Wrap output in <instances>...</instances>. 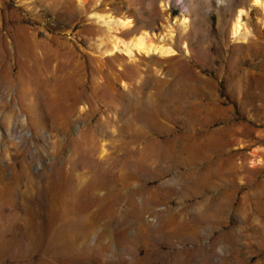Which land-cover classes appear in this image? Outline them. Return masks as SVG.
I'll list each match as a JSON object with an SVG mask.
<instances>
[{
  "label": "rangeland",
  "instance_id": "obj_1",
  "mask_svg": "<svg viewBox=\"0 0 264 264\" xmlns=\"http://www.w3.org/2000/svg\"><path fill=\"white\" fill-rule=\"evenodd\" d=\"M263 17L0 0V264H264ZM141 32L174 52L104 53Z\"/></svg>",
  "mask_w": 264,
  "mask_h": 264
},
{
  "label": "bare ground",
  "instance_id": "obj_2",
  "mask_svg": "<svg viewBox=\"0 0 264 264\" xmlns=\"http://www.w3.org/2000/svg\"><path fill=\"white\" fill-rule=\"evenodd\" d=\"M251 3L260 9H262L264 13V0H251ZM163 6L165 9H167L168 5L166 3H163ZM245 13V10L243 8L238 9L231 25H230V36L237 41L244 40V38L247 35V29L245 28V22L243 21V14ZM94 16L101 19L104 23H114L115 27H121V28H129L132 26V21L129 18H122V17H112L109 13H95ZM174 24H179L182 30H186L189 27L190 19L186 15H182L179 17H174ZM110 24V25H111ZM261 24L264 27V17L261 19ZM172 25H167V32L168 35H173V28ZM174 27V26H173ZM147 33H139L135 35V37L131 38L128 42L121 41L116 35H113L110 39V42H112V48L110 50H105L104 53H111L114 49H118L119 43H122L124 45V49L129 52L131 49H136L139 52L144 53H158L160 55H169L174 52V50L167 45L163 44H154V42H147ZM174 36V35H173ZM163 37V36H162ZM121 44V46H122ZM115 51V50H114ZM113 51V52H114ZM131 52V51H130ZM143 53V54H144Z\"/></svg>",
  "mask_w": 264,
  "mask_h": 264
}]
</instances>
